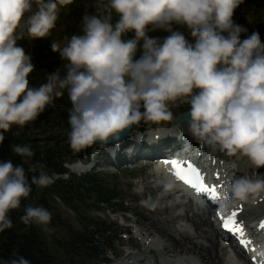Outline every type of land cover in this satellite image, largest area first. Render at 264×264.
I'll return each mask as SVG.
<instances>
[{
	"label": "clouds",
	"instance_id": "clouds-1",
	"mask_svg": "<svg viewBox=\"0 0 264 264\" xmlns=\"http://www.w3.org/2000/svg\"><path fill=\"white\" fill-rule=\"evenodd\" d=\"M72 3L0 0V144L14 126L22 130L66 93L74 154L93 146L97 154L109 145L118 149L134 125L162 127L173 120V108L188 105L187 131L200 145L264 167V41L259 32L241 38L247 29L233 16L242 0H92L81 34L63 47L50 44L64 61L63 74L57 69L30 86L35 65L19 41L48 37L60 9ZM174 25L186 28L194 42ZM157 30L169 35H149ZM13 151L35 155L30 144ZM256 177L227 182L223 207L264 192V176ZM53 182L45 171L29 180L23 164L0 161V232L12 228L9 213L32 185ZM20 219L46 231L52 213L27 205ZM10 264L30 261L19 257Z\"/></svg>",
	"mask_w": 264,
	"mask_h": 264
},
{
	"label": "trees",
	"instance_id": "trees-1",
	"mask_svg": "<svg viewBox=\"0 0 264 264\" xmlns=\"http://www.w3.org/2000/svg\"><path fill=\"white\" fill-rule=\"evenodd\" d=\"M92 12V11H91ZM252 15V21L246 22L243 20L244 14ZM240 15L239 19H235ZM115 18V17H114ZM234 22L247 29V33L242 34V39L252 32H259L261 40L264 41V0H242L240 6L235 10L233 16ZM174 29L184 32L186 37L192 41V37L188 34L186 28L179 25H174ZM82 23L79 22L72 27L68 34H81ZM153 37H164L169 35L168 32L157 30L149 33ZM71 38V37H70ZM131 38V34L129 37ZM58 42L56 34H50L44 39L29 41L27 39L19 41L20 45L25 48L26 53L32 57V62L35 65L34 71L29 76L30 86H39L46 82V73L53 72L57 69L61 70L63 74L62 65L64 61L60 59L59 53L51 51V42ZM194 42V41H192ZM138 52L137 54H139ZM55 107L47 108L36 121L30 123L22 130L14 126L11 132L5 133V140L0 144V161L11 160L14 164H23L26 174L31 180L33 176H39L41 171L47 172L48 175H63L67 173L65 164L88 156L86 150L74 154L70 149L68 137L66 138H39L37 134L46 129L62 128L67 134L70 132V125L68 123V110L71 103L67 94L62 98L55 100ZM184 113L173 115V119ZM145 124L141 122L139 125H134L135 128L144 127ZM15 133H19L16 135ZM37 133V134H36ZM68 136V135H67ZM17 144H30L35 152L34 157L28 159L21 157L13 151V146ZM44 148V150H42ZM45 167L41 169L40 165ZM35 168V171L32 169ZM103 173L92 172L82 176L70 175V180L59 179L47 187H37L32 185V192L30 196L22 200L21 207L9 213L13 222L10 229L0 232V264L8 262L10 264L12 259L24 257L30 261V264H59L52 256V252L46 244L43 230L35 225H26L22 222L20 217L24 215L25 206H42L48 209V201L52 197H59L64 201H75L80 196L85 197L86 194L97 195V209L99 206L110 205L120 201L119 210L127 212L125 202L120 200L119 188L117 186H110L103 180ZM86 194H82V193ZM84 202V200H83ZM49 210V209H48ZM51 212V210H49ZM92 227V226H91ZM95 231L84 232L76 234L68 245H71V250L75 248V254H72L70 261H74L73 257L77 256L78 263H99L106 261L103 258L102 249L107 250V246L100 245L99 242L92 239V236H101L103 242H113L108 233L112 232L104 225L93 226ZM91 235V236H90ZM74 263V262H73Z\"/></svg>",
	"mask_w": 264,
	"mask_h": 264
},
{
	"label": "bare ground",
	"instance_id": "bare-ground-1",
	"mask_svg": "<svg viewBox=\"0 0 264 264\" xmlns=\"http://www.w3.org/2000/svg\"><path fill=\"white\" fill-rule=\"evenodd\" d=\"M142 131L131 132L123 138L118 149L109 145L108 150L99 151L95 159L96 167L105 164L125 165L133 163L139 158L144 159L148 154L145 152L146 146L159 149L162 153H168L173 151L172 146H177V150H182V146H195L198 143L188 133L187 123L185 122H175L172 126L159 128L151 126L149 129ZM182 137H185V141L182 140ZM198 146L203 145L198 143ZM203 149L206 150L207 147L203 146ZM215 153V161L219 167L218 174L226 179L224 182H227L229 174L234 176L240 173V165L237 164L240 158L229 157L220 152ZM245 170L250 176L248 174L243 175L252 179H256V175L264 176V167L253 169L247 159H245ZM253 173L254 176H252ZM155 175L156 172H153V177ZM153 183L151 186L156 185L153 190L155 193L160 191L165 197L173 198L171 200L173 202L172 207L164 206V203L161 202L158 205H150L151 207L145 205L147 209L158 210L157 215L161 212L169 213L168 215L163 214L165 219H155L150 223L151 226L155 225L157 229L159 228V238L157 234L151 233L145 227H142V231L138 228L134 233H131L130 228L125 227L129 237L119 241L123 246H129V248H123V252L121 251L124 253L122 259H120L123 261L122 264H242V261H245L246 257L239 250L234 248L236 256H233L228 252L227 247L221 243L218 237L220 229L212 221V210L208 208L205 210L200 207L193 208L191 202L178 201L171 193L172 188ZM220 183L223 182L219 181L218 184ZM223 190L224 187L222 192ZM143 196L148 199L149 193H144ZM160 197L163 196L160 195ZM251 199L249 205H243V207L239 205L235 210L240 211L237 220L241 224L248 223L252 225L251 222L254 220L264 219V192L255 195ZM182 205L186 206L187 210H184ZM174 222L175 225H173ZM135 223H137L136 220ZM136 226L138 227L139 224ZM171 227H174V229L172 230ZM156 250L158 253L155 252ZM114 255L116 258L121 257L120 252H115ZM247 264H251V262Z\"/></svg>",
	"mask_w": 264,
	"mask_h": 264
},
{
	"label": "rangeland",
	"instance_id": "rangeland-1",
	"mask_svg": "<svg viewBox=\"0 0 264 264\" xmlns=\"http://www.w3.org/2000/svg\"><path fill=\"white\" fill-rule=\"evenodd\" d=\"M91 4L92 0H73L72 4L60 9L56 27L52 29L51 33L57 35L58 43L61 47H63L67 43L68 39H70L71 36L68 32H70L71 28L76 26L79 22L82 23V16L92 11ZM239 17L241 16L238 15L235 19H239ZM251 17L252 15L246 13L242 18L246 22H251ZM187 108L188 105L175 107L172 109L173 115L180 112L184 113ZM174 121L175 120L173 119L171 122H166L163 126H172L175 124ZM151 126L157 127L156 125L145 124L143 130H147ZM67 135V132L62 128L46 129L45 131L43 130L37 134L39 138L50 137L54 139L66 138L68 137ZM95 148L96 146H93L87 150L89 154L91 152L90 158L92 163L94 162L93 160L95 158V154H97L94 152ZM145 165L151 166L150 163L143 162L142 158H139L130 164L117 166L105 164L103 166L95 167L94 170H92L103 173V180L105 183L112 187L117 186L119 188L118 193L120 200L122 199V201L125 202V207L129 211L127 215H123L121 213L116 215L112 214L113 212L119 210L118 204H120V201L112 203L109 206H99L97 209V206L95 205H97L96 203L99 197L93 194H86L85 192L82 193L86 194L85 197L80 196L78 200L75 201H64L63 199L55 196L48 201L47 208L51 210L52 219L50 224L47 226V230H43L42 232H44L45 240L47 242L46 244H48L52 252V256H54V259L59 264H80L78 263L77 256L73 257L74 261H72V259L70 261L72 254H75V248L71 250L70 248H72V246H67L68 242H70L76 234L95 231V228L93 227L95 224L104 225L106 228H109L112 232L107 235H109L110 239H115L113 240L114 242L110 241L106 243L102 241L101 236H92V239L99 242L100 245L108 247L107 250L102 249L101 253L105 254L103 255V258L109 260V262H123L120 260L124 254L122 253V250L129 248V246H123L119 240L127 239L129 237L125 227L130 228L131 233H134L138 228L142 231V227H145L151 233L157 234L159 238V228L157 229V226L155 225L151 226L150 223H152L155 219H165L163 214L168 215L169 213L161 212V214L157 215L156 213L158 210L147 209L145 205H158L161 202L164 203V206L167 205L172 207L173 202H171V200H173V198L165 197L163 193H160V191L156 193L153 191L156 185L151 186V184H154L153 182L157 183L151 176L154 171L150 167L144 168L143 166ZM73 173L77 174V176L83 174L82 172ZM56 178H54V181ZM67 178L68 176L62 177L64 180H70V178ZM147 192L149 193V198L143 199L144 193ZM160 195L163 197H160ZM182 208L187 210V207L184 205H182ZM134 215L137 216L135 217ZM121 216L129 218V221L125 223ZM135 220L137 222L135 224H139L138 227L134 224ZM175 224L176 223L174 222L173 225ZM169 225L173 226L171 224ZM171 228L172 230L174 229V227ZM119 233H122L123 235L117 236ZM133 241L136 242L135 240ZM225 247H227L226 249H228V252L233 256L236 255L233 246L226 244ZM115 252L121 253V257L119 259L115 257ZM247 263H249L248 259L242 261V264Z\"/></svg>",
	"mask_w": 264,
	"mask_h": 264
},
{
	"label": "snow or ice",
	"instance_id": "snow-or-ice-1",
	"mask_svg": "<svg viewBox=\"0 0 264 264\" xmlns=\"http://www.w3.org/2000/svg\"><path fill=\"white\" fill-rule=\"evenodd\" d=\"M166 163H171V165L175 168V174L177 178L182 180L184 183L190 185L192 188L195 189L197 193L209 194L210 198L213 201L219 198L217 188L215 186H208L205 183L204 177L201 175L199 170L196 169L192 164L189 163L187 168H185L177 160L166 161ZM237 216V211H233L232 214L227 218L221 216V219L223 220V228L229 231L230 233L237 235L240 239V243L247 248L251 242L244 239V228L241 223L237 222ZM260 228L264 229V222H261ZM249 251H255V249L249 248ZM261 255L264 256V253H261ZM261 264H264V261H262Z\"/></svg>",
	"mask_w": 264,
	"mask_h": 264
},
{
	"label": "water",
	"instance_id": "water-1",
	"mask_svg": "<svg viewBox=\"0 0 264 264\" xmlns=\"http://www.w3.org/2000/svg\"><path fill=\"white\" fill-rule=\"evenodd\" d=\"M140 55H141V53L137 54V59L140 57ZM186 113L184 114V116L179 115L178 117H176V122H187V120L190 118V116H188ZM133 128H134V126H133ZM133 128H132V130H133ZM128 135L129 134L126 133L125 136H124V138L127 137ZM43 149L44 148H42V150Z\"/></svg>",
	"mask_w": 264,
	"mask_h": 264
}]
</instances>
